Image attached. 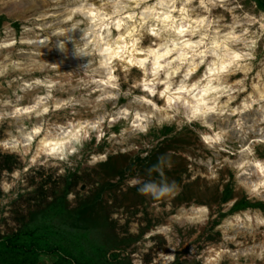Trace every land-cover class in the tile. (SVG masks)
I'll return each mask as SVG.
<instances>
[{"label":"rangeland","instance_id":"obj_1","mask_svg":"<svg viewBox=\"0 0 264 264\" xmlns=\"http://www.w3.org/2000/svg\"><path fill=\"white\" fill-rule=\"evenodd\" d=\"M77 1L0 0V40L9 42L0 46V109L30 101L35 92L48 88L52 102L67 94L77 99L75 106L51 111L46 121L3 115L0 140L19 134L34 121H42L45 131L79 118L108 126L110 118L116 117L121 123L103 127L100 142L93 135L73 169L51 160L28 167L20 152L0 146V264H209L206 259L212 250L221 253L218 264H264V221L260 220L264 219V191L251 197L247 190L260 175L252 163L246 173L238 169L245 157H264L261 104L238 114L227 106L199 126L187 124L180 114L166 122L155 112L148 116L149 136L141 137L127 126L133 113L149 108L138 97L136 84L142 73L117 65L112 98L80 106V96L94 91L92 83L79 75L90 74L87 70L94 60L77 53L82 42L78 36L64 46L57 44L61 34L57 27L65 24L63 15ZM91 1L111 6V0ZM259 1L264 9V0ZM233 2L232 7L241 11L254 5L253 0ZM73 18L79 19L77 14ZM230 22L231 16L216 20ZM138 29L140 43L148 44L146 29ZM263 59L261 45L253 71L241 77L229 104L238 105L253 89L254 80L262 77L258 73ZM49 79L54 81L52 88ZM156 102L162 109V99ZM180 124L178 129L175 125ZM219 127H223L219 139L204 145L200 131ZM161 157L170 164L164 167L165 177L159 172L150 175L148 169ZM163 178L175 182L167 196L156 199L138 191L141 183ZM193 204L207 207L201 220L173 219L183 212L195 216ZM244 209L251 211V217L225 220ZM163 254H173L174 260H166Z\"/></svg>","mask_w":264,"mask_h":264},{"label":"bare ground","instance_id":"obj_2","mask_svg":"<svg viewBox=\"0 0 264 264\" xmlns=\"http://www.w3.org/2000/svg\"><path fill=\"white\" fill-rule=\"evenodd\" d=\"M129 1L131 4L127 6ZM110 3L109 8H104L91 0H79L63 15L65 24L57 27L61 33L57 36L58 45L64 46L73 36H78L82 42L77 53L82 57L89 55V59L94 60L92 68L87 70L90 74L82 72L79 75L81 80L92 83L94 91L78 97L80 106L110 100L117 84L116 67L121 65L122 70L138 68L142 73L136 87L140 92L138 97L148 103L149 108L133 113L127 126L141 137L149 136L148 116L155 112L166 122L173 114H180L187 124L199 126L206 117L222 114L227 106H231L234 114L257 104L264 110V59L258 73L262 77L254 80L253 89L238 105L229 104L239 89L241 77L253 71L257 49L261 45L264 47V10L255 0L252 8L242 11L232 7L233 0H111ZM75 14L79 19L73 18ZM218 16H231V22L216 23ZM140 26L146 29L148 44L140 43ZM4 44H9L8 39L0 40V46ZM2 68L0 64V71ZM48 83L52 88L53 79ZM51 92L50 88L38 91L30 101L0 109V122L3 115L12 114L29 119L36 116L46 121L51 111L59 113L69 105H76L75 94L58 97L52 102ZM156 99H162V109ZM42 121H34L19 134L1 139L0 146L20 152L26 157L28 167L51 160L73 169L93 135L100 142L103 139L99 133L104 134L103 127H119L121 123L116 117L110 118L108 126L100 120L79 118L57 123L54 131H50V127L45 131ZM175 126L181 128V124ZM222 131L223 127L203 129L199 138L204 145H211ZM250 163L260 175L247 188L249 195L255 197L264 191V157H245L239 161L238 169L246 173ZM14 175L18 176L19 172ZM192 207L197 209L195 216L186 217L183 212L173 219L183 216L184 219L201 220L208 211L203 205L193 204ZM250 212L244 209L225 220H240L243 215L251 217ZM155 230L158 229L152 232ZM163 257L174 260L173 254H163ZM220 260L221 253L212 250L206 263L218 264Z\"/></svg>","mask_w":264,"mask_h":264},{"label":"clouds","instance_id":"obj_3","mask_svg":"<svg viewBox=\"0 0 264 264\" xmlns=\"http://www.w3.org/2000/svg\"><path fill=\"white\" fill-rule=\"evenodd\" d=\"M167 162L164 157L159 158V161L156 165H153L148 169L149 174L152 172H159L161 177H165L164 167ZM170 167V164H167ZM135 183H141L140 181H135ZM175 187V182L169 183L166 178L161 179L159 182H144L141 183L138 191L146 196H151L156 199L163 198L172 192Z\"/></svg>","mask_w":264,"mask_h":264},{"label":"trees","instance_id":"obj_4","mask_svg":"<svg viewBox=\"0 0 264 264\" xmlns=\"http://www.w3.org/2000/svg\"><path fill=\"white\" fill-rule=\"evenodd\" d=\"M255 1H256V0H255ZM256 2L258 3L259 7H260L261 9H263V4H262L259 0H257ZM263 10H264V9H263Z\"/></svg>","mask_w":264,"mask_h":264},{"label":"snow or ice","instance_id":"obj_5","mask_svg":"<svg viewBox=\"0 0 264 264\" xmlns=\"http://www.w3.org/2000/svg\"><path fill=\"white\" fill-rule=\"evenodd\" d=\"M93 15H95V13H93ZM180 31L183 32V31H185V29H180ZM130 35H131V33H130ZM37 131H39V130H37ZM205 139H207V138H205Z\"/></svg>","mask_w":264,"mask_h":264}]
</instances>
